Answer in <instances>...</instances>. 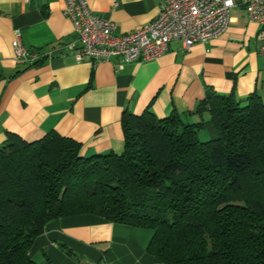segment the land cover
Instances as JSON below:
<instances>
[{
    "label": "trees",
    "instance_id": "obj_1",
    "mask_svg": "<svg viewBox=\"0 0 264 264\" xmlns=\"http://www.w3.org/2000/svg\"><path fill=\"white\" fill-rule=\"evenodd\" d=\"M207 113L215 138L198 132ZM198 114L199 122L189 120ZM124 147L84 156L50 131L0 144V264L28 256L48 222L91 214L153 231L163 264H264V101L207 86L194 110L122 117ZM64 247V246H63ZM62 247V248H63ZM73 255L71 249L63 248Z\"/></svg>",
    "mask_w": 264,
    "mask_h": 264
},
{
    "label": "crops",
    "instance_id": "obj_2",
    "mask_svg": "<svg viewBox=\"0 0 264 264\" xmlns=\"http://www.w3.org/2000/svg\"><path fill=\"white\" fill-rule=\"evenodd\" d=\"M86 1L94 14L115 24L116 34L140 28L159 9L158 0ZM64 8L65 0H0V144L6 131L29 141L55 131L79 142L84 156L120 153L125 112L182 114L195 109L207 86L236 99L256 93L264 101L259 25L249 20L242 3L231 9L225 30L208 41L185 50L173 40L152 60L95 65L78 62L68 48L76 36ZM16 31L23 46L39 55L33 62L16 59ZM188 118L201 120L198 114ZM203 118L199 138H215L208 114ZM152 234L96 215L64 216L46 224L28 256L39 264H163L147 251Z\"/></svg>",
    "mask_w": 264,
    "mask_h": 264
},
{
    "label": "built area",
    "instance_id": "obj_3",
    "mask_svg": "<svg viewBox=\"0 0 264 264\" xmlns=\"http://www.w3.org/2000/svg\"><path fill=\"white\" fill-rule=\"evenodd\" d=\"M157 15L130 33H114L115 24L94 14L86 0H65V14L71 19L76 39L68 44L78 62L92 64L117 60L119 64L152 60L164 53L173 40L183 49L221 34L230 11L242 3L250 21L259 25L258 51L264 55V0H158ZM17 60L33 62L39 55L22 44L19 32L12 41ZM87 264H95L89 262Z\"/></svg>",
    "mask_w": 264,
    "mask_h": 264
}]
</instances>
